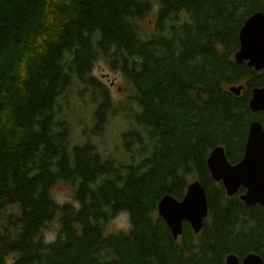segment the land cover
<instances>
[{
  "label": "trees",
  "instance_id": "1",
  "mask_svg": "<svg viewBox=\"0 0 264 264\" xmlns=\"http://www.w3.org/2000/svg\"><path fill=\"white\" fill-rule=\"evenodd\" d=\"M256 12L264 0H0V264L264 260L263 208L242 203L243 189L227 197L206 165L217 146L236 164L249 123L264 128V111L248 107L264 70L233 60ZM98 60L122 76L123 100L92 73ZM115 116L120 155L98 147ZM192 180L208 216L198 235L184 223L174 240L157 204L181 200ZM60 181L74 202L53 199ZM122 213L129 229L105 231Z\"/></svg>",
  "mask_w": 264,
  "mask_h": 264
},
{
  "label": "water",
  "instance_id": "2",
  "mask_svg": "<svg viewBox=\"0 0 264 264\" xmlns=\"http://www.w3.org/2000/svg\"><path fill=\"white\" fill-rule=\"evenodd\" d=\"M239 48L234 54L236 64L246 63L254 71L264 70V14L256 12L248 17L238 32ZM243 86H231L229 92L238 96ZM248 107L252 113L264 111V87L250 91ZM211 179L220 182L228 197L242 188L239 200L246 206L260 205L264 210V128L254 119L248 125L243 155L236 164L226 159L223 147L213 148L206 159ZM157 214L165 222L172 238L176 240L183 234L187 223L193 233L198 234L208 214L205 189L198 180L188 183L182 200L178 201L165 194L157 204ZM236 255L229 254L225 264H237ZM241 264H264L262 258L249 253Z\"/></svg>",
  "mask_w": 264,
  "mask_h": 264
},
{
  "label": "rangeland",
  "instance_id": "3",
  "mask_svg": "<svg viewBox=\"0 0 264 264\" xmlns=\"http://www.w3.org/2000/svg\"><path fill=\"white\" fill-rule=\"evenodd\" d=\"M92 73L98 79H100L104 84L109 87L110 95L114 101L123 100L127 94V87L125 81L119 73H115L110 71L107 66L104 64V61L98 60L93 67ZM112 83V84H111ZM238 85V84H235ZM231 86V85H229ZM229 86H226L227 88ZM89 111H84L83 115L88 117ZM115 119H110L107 131L105 133V140L102 145H98L99 149L102 152H106L108 154L115 153L116 155H120L122 153L121 143L118 138V134L120 133V119L117 116L113 117ZM77 132L79 131L78 126H76ZM74 134L72 133L70 138ZM81 142L83 141L82 136L77 137ZM120 144V145H119ZM51 195L55 201L63 204L67 202H74V186L70 182L60 181L51 190ZM59 225L57 222H53L48 231L44 233V240L46 242H53L56 239L57 231ZM129 229V218L126 213H122L116 216L113 220L108 224L107 232H117V231H127ZM11 262L10 257L7 259V263Z\"/></svg>",
  "mask_w": 264,
  "mask_h": 264
},
{
  "label": "flooded vegetation",
  "instance_id": "4",
  "mask_svg": "<svg viewBox=\"0 0 264 264\" xmlns=\"http://www.w3.org/2000/svg\"><path fill=\"white\" fill-rule=\"evenodd\" d=\"M239 195H240V194H238V197H239ZM232 197H233V196H232ZM238 199H239V198H238ZM198 234H199V233H198ZM250 253H255V252H250ZM229 254H233V253H228V254H226V256L229 255ZM248 254H249V253H248ZM255 254H257V253H255ZM234 255H236V254H234ZM246 255H247V254L243 255L242 257H239V256L236 255V257H237V259H238L237 264H241L243 257L246 256ZM257 255H259V254H257ZM226 256H225V257H226ZM259 256H260V255H259ZM260 257H261V256H260ZM261 258H262V257H261ZM262 260H263V258H262ZM263 262H264V260H263Z\"/></svg>",
  "mask_w": 264,
  "mask_h": 264
}]
</instances>
